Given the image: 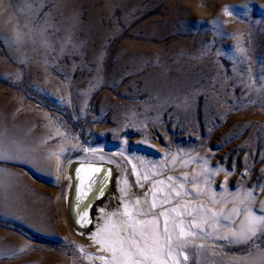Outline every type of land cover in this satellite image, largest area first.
<instances>
[{
  "label": "rangeland",
  "instance_id": "374dc122",
  "mask_svg": "<svg viewBox=\"0 0 264 264\" xmlns=\"http://www.w3.org/2000/svg\"><path fill=\"white\" fill-rule=\"evenodd\" d=\"M2 18L30 51L0 32V97L16 118H32L55 153L46 171L18 161L0 167L56 216L46 231L0 212V240L10 248L0 264L35 256L111 264L101 247L118 231L142 246L139 233L149 234L139 222L151 218L167 264H213L217 252L264 264V234L241 239L246 208L264 216V0H0ZM108 151L122 201L94 208L95 242L80 247L64 217L67 167ZM240 201L213 230L197 221L198 208L221 214ZM128 221L136 228H124Z\"/></svg>",
  "mask_w": 264,
  "mask_h": 264
},
{
  "label": "bare ground",
  "instance_id": "6f19581e",
  "mask_svg": "<svg viewBox=\"0 0 264 264\" xmlns=\"http://www.w3.org/2000/svg\"><path fill=\"white\" fill-rule=\"evenodd\" d=\"M6 21H7L6 18H2V20H0V32L8 38L10 45H12V43H16L18 46L24 48L26 52H29L30 50L27 48L26 41L23 38H19L18 34L16 38L13 37L18 32L15 33L11 32V30H9L6 26ZM29 65L31 67L32 63L29 62ZM16 114H17V107L12 105V103H10V100H8V98L0 97V156H3V158L0 159V162L1 161L25 162L27 164H30L32 167H34L38 172L41 170L46 171L48 169L53 168L54 165L50 160V157L55 153V151H53V149L49 148L46 145V133L45 132L41 134L35 133V127H34L35 124L32 118H30L28 115H25V117H21L18 119L15 117ZM101 157L102 158L98 159L96 157V159H94V157H92L91 155L90 156L86 155L84 157H81V159L74 160L70 164L69 163L66 164V165L69 164L67 167V177H66L69 180V184L65 195V200H63L64 213H65L64 217L71 237L78 243L80 247L88 248L90 247L91 243L95 242V241L93 242L94 239L92 235L94 229L92 227L94 225L93 226L91 225L88 228V222L92 219L91 217H93L92 213L94 211V208H96L97 206L99 207V205L103 203L108 204L109 205L108 207L110 208L113 206H117L122 201V192L119 185V179H117V175H115V178L112 182V191L108 193V195L97 201L98 198L104 192L105 193L108 192L107 188L109 187L108 185H109L110 173L105 167L99 168L98 166L90 167L84 165L90 163L95 165L111 166L112 170L116 173V168H115L116 166L111 161V158L114 157V153L108 151V153H106L105 155H101ZM110 186H111V182H110ZM98 187H102L103 189L102 194H97ZM225 190L228 192L227 189ZM230 193L232 192H229V194ZM208 196L210 197L211 201H213V203H218L216 200H214L215 195L213 197L211 195ZM244 203L245 202L243 201H240L237 204L235 203L230 209L228 208L226 212L221 211V214L215 213V211L213 212L211 210H206V209L201 210V208H198L196 211L197 221H199L201 226H203L204 228H208V230L209 229L213 230V228L215 227V222L221 226L225 220L233 219V216H236V214L239 213V211L241 210L240 207ZM91 205L94 206L91 207ZM0 212L10 215L13 214L15 216L18 215L20 219H22V222L24 221V223H27L28 225H31L38 230H46V231L53 230L54 227L53 222L56 216L55 211L48 200L44 199L42 196H39L38 194H33L31 192L30 185H27L25 182H23L15 171L9 170L3 166L0 167ZM250 213H253L251 209L246 208L244 212V216L243 218H241L242 219L241 225L244 228L247 227V221L249 219ZM150 220L155 221L156 223H149L141 227L144 231L148 232L149 237H154L157 234V229L159 230V223L158 220L155 218H151ZM94 234H96L95 230H94ZM158 236H159V231H158ZM191 240L193 241V239ZM201 249L202 248L199 249L200 251H197L198 254L204 257H208L206 256L208 249L207 250L205 249L201 250ZM9 250L10 248L8 247V244L6 245L0 240V257L3 254L8 253ZM105 257L108 258L106 255ZM212 258H215L213 260L214 262L213 264H228V260H229L228 258L222 256L220 252H217L216 257L212 256ZM255 258L257 259V256H255ZM57 260L61 264H64L65 262V259L62 256L61 257L59 256V258L57 259L46 258L45 260L41 259L38 256H35L32 259H30L28 262L26 260V262H23L21 264H55ZM245 262L246 261H233V264H245ZM201 264H208V263L201 262Z\"/></svg>",
  "mask_w": 264,
  "mask_h": 264
},
{
  "label": "snow or ice",
  "instance_id": "6c2138e0",
  "mask_svg": "<svg viewBox=\"0 0 264 264\" xmlns=\"http://www.w3.org/2000/svg\"><path fill=\"white\" fill-rule=\"evenodd\" d=\"M225 12L227 13V9H225ZM2 158L3 156H0V159ZM102 191V187L97 188V194H102ZM137 203H139V201H137ZM126 214L129 216L131 215L130 213ZM137 214L142 215L143 213L138 212ZM139 223L147 225L156 222L148 221ZM136 224V221L125 222L124 228H135ZM197 226L198 225H192V227ZM158 231L157 229V234L154 237L149 238H146L145 233L141 231L139 235L143 240L142 246L134 239V233L126 239L124 236H121L118 231L115 233L116 239L109 243L107 247L102 246L101 251H108L111 253V264H167L169 257L164 250L166 246H161L159 243ZM258 231L264 234V216H257L255 213H250L247 221V231L241 233V239L244 241L251 240ZM129 240H131V243H129ZM126 244L128 245L127 249L125 247ZM101 259L104 258L101 257Z\"/></svg>",
  "mask_w": 264,
  "mask_h": 264
},
{
  "label": "water",
  "instance_id": "95a60500",
  "mask_svg": "<svg viewBox=\"0 0 264 264\" xmlns=\"http://www.w3.org/2000/svg\"><path fill=\"white\" fill-rule=\"evenodd\" d=\"M82 165H84V164H82ZM84 166H90V167H96V166H98L99 168L101 167H105L108 171H109V173H110V177H109V187L107 188L108 189V192L107 193H103L99 198H98V200L97 201H99L101 198H103V197H105L106 195H108V193H110L111 191H112V182H113V180H114V178H115V175H116V173L112 170V167L111 166H106V165H95V164H90V163H87L86 165H84ZM110 182H111V186H110ZM96 201V202H97ZM92 206H94V205H91V207ZM90 207V208H91ZM93 214V213H92ZM92 219L88 222V228H89V226H91L92 225V223H93V217H91ZM87 228V229H88Z\"/></svg>",
  "mask_w": 264,
  "mask_h": 264
}]
</instances>
